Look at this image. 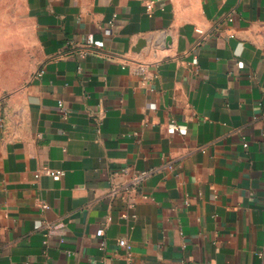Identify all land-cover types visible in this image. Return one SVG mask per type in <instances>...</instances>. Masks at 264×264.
<instances>
[{
  "label": "crops",
  "instance_id": "1",
  "mask_svg": "<svg viewBox=\"0 0 264 264\" xmlns=\"http://www.w3.org/2000/svg\"><path fill=\"white\" fill-rule=\"evenodd\" d=\"M2 1L0 264H264V0Z\"/></svg>",
  "mask_w": 264,
  "mask_h": 264
},
{
  "label": "built area",
  "instance_id": "2",
  "mask_svg": "<svg viewBox=\"0 0 264 264\" xmlns=\"http://www.w3.org/2000/svg\"><path fill=\"white\" fill-rule=\"evenodd\" d=\"M155 6H156V3H154V2L147 3L146 10H147V13L149 16L154 15ZM113 24H114V20H112L109 23V28L106 29L107 35L112 34L111 27L113 26ZM85 45H86V49L81 52L83 57L88 55V48L103 47L104 42L103 41H93L90 37H88ZM194 64H198L197 58L194 59ZM79 70H81V68ZM146 71H147V67L145 65H139L136 68V73L139 75H144L146 73ZM43 73H44V71L41 70L38 73V76H42ZM59 107H60V111L63 114L64 118H67V112L65 111V108L63 107V103H60ZM171 128H172V130H176L182 134L186 133L185 127H179L175 123L171 124ZM245 147H247V144H245ZM155 172H156V169H148V170H140L139 171V170H132L130 168H123L122 173L129 177V182H128V184H126L123 187L114 188L112 190L111 195L113 197H121L123 200H127L129 203V206L131 208H135L136 203L134 201H130L129 194H131L132 192L138 191L140 189L142 183L145 182L148 178H150ZM45 174L53 177L55 180H60L65 175V172L63 170H50V169H48L45 171ZM39 176H40V174H37V177H39ZM188 203L189 202L186 201V204H188ZM41 208H42L43 212H48L51 210V207L46 203L42 204ZM107 220H108V222H110L111 217H109ZM49 229L50 230L53 229V226H49ZM104 234H105L104 228L99 229L97 232L98 237H102V236H104ZM120 246L127 247L128 246L127 240H125V239L120 240ZM260 256L264 257V246L260 252Z\"/></svg>",
  "mask_w": 264,
  "mask_h": 264
},
{
  "label": "water",
  "instance_id": "3",
  "mask_svg": "<svg viewBox=\"0 0 264 264\" xmlns=\"http://www.w3.org/2000/svg\"><path fill=\"white\" fill-rule=\"evenodd\" d=\"M172 39L170 37L167 38V42L170 43Z\"/></svg>",
  "mask_w": 264,
  "mask_h": 264
},
{
  "label": "rangeland",
  "instance_id": "4",
  "mask_svg": "<svg viewBox=\"0 0 264 264\" xmlns=\"http://www.w3.org/2000/svg\"><path fill=\"white\" fill-rule=\"evenodd\" d=\"M0 3H1V4H3V3H4V1L0 0ZM15 16H16V15L14 14V19H15Z\"/></svg>",
  "mask_w": 264,
  "mask_h": 264
}]
</instances>
